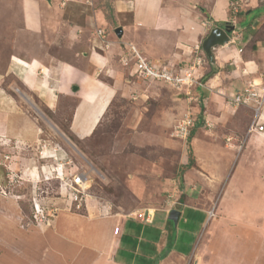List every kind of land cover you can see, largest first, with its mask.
<instances>
[{"label":"rangeland","instance_id":"rangeland-1","mask_svg":"<svg viewBox=\"0 0 264 264\" xmlns=\"http://www.w3.org/2000/svg\"><path fill=\"white\" fill-rule=\"evenodd\" d=\"M25 1L40 4L45 20L66 28L68 24L78 22V9L87 14L99 7L106 10L111 19L113 4L112 0H85V3L83 0H0L1 65L5 54L13 47L17 29L23 25ZM250 1L230 0L231 18L217 22V25L230 23L235 30L236 18L241 15V10L252 6ZM195 3L200 14H209L203 0ZM258 4L264 5V0H258ZM261 12L264 13V8L252 11L249 17L252 20ZM246 22L243 20L241 24ZM258 24L256 34L246 47L249 50L256 49L257 43L264 40V14ZM98 33L100 46L106 48L109 45L107 33L103 30ZM65 39H74L71 30L63 35L61 46H66ZM130 43L142 49L152 61L172 68L179 65L151 57L139 45L126 41L119 55L121 63L125 62L127 54L130 57ZM197 47L201 48V54H194L190 61L192 69L185 70L191 80L185 81V77L183 83L169 84L163 80L133 76L132 65L123 64L129 68L128 75L117 84L107 110L101 111V121L99 119L94 132L84 140L78 139L69 128L76 97L65 96L56 112L43 107L44 114L35 108L34 102L39 103L35 97L30 100L29 95H23L31 101L30 104L33 102L25 107L47 126V141L38 143L41 148L33 152L23 150L24 153L17 154L15 159L3 154L5 151L0 147V264H49V259L55 263L53 256L56 255L51 249L58 245L51 220L62 213H85L86 209L87 213L92 211L100 215L105 207L108 216H124L144 208L157 211L181 209L184 203H190L188 198L196 207L209 210V221L198 235L197 254L194 258H187L184 264H214L217 257L219 264H264V238H254L255 245L249 246L250 242L243 235L247 232L246 227H255L258 236L264 235V131L262 134L248 132L255 116L252 105L248 104L238 106L236 119L237 122H246L245 125L248 123L247 126L234 122L237 116L233 120L222 119L220 125L207 126L202 117L205 110L201 100L203 95L197 90V69L206 65L208 72L210 65L202 43ZM64 57L71 55L64 53ZM199 58H202L201 62ZM130 62L133 64V58ZM173 70L182 74L178 66ZM7 81L15 84L10 76ZM106 81L114 83L113 79ZM201 81L204 83L207 79ZM254 82L260 84V88L264 87V76L260 75L258 82L254 80L251 84ZM15 90L20 91L18 87ZM18 95L16 97L21 94ZM244 109L245 113L242 112ZM193 131L191 145L196 162L187 168L188 137ZM5 145L13 144L7 142ZM25 156L41 163L36 178L30 173L16 172L13 164L21 163ZM60 163L64 164L65 176L72 169L87 171L90 181L88 200L94 201H90V208L85 205L87 200L80 208L76 203H68L67 193L61 188L62 180L46 176L44 165L55 167ZM238 167V174L234 175ZM35 199L46 208V214L50 216L48 224L40 226L35 222ZM235 200H240L237 203L240 208L233 206ZM223 231H228V236ZM204 233V241L211 236V248L216 253H209L205 242L198 247ZM180 235V245L184 244L185 251H189L185 243H189V237L194 238V235ZM256 253L257 258L253 259Z\"/></svg>","mask_w":264,"mask_h":264},{"label":"crops","instance_id":"crops-1","mask_svg":"<svg viewBox=\"0 0 264 264\" xmlns=\"http://www.w3.org/2000/svg\"><path fill=\"white\" fill-rule=\"evenodd\" d=\"M195 1L112 0L111 19L107 17V11L99 7H93L87 14L78 9V22L68 24L67 28L45 20L40 4L25 1L23 25L16 31L13 47L5 54L4 64H0V147L5 151L3 154L15 159L17 154L24 153L23 150L33 152L41 148L38 143L47 141L48 128L25 107L33 102L30 104L24 94L29 95L30 100L35 97L39 102H34L35 108L44 114L45 109L56 112L65 96L76 97L69 128L80 140L90 137L103 117L100 119L101 111L107 110L114 97L117 84L129 73V68L119 60L124 41L139 45L149 56L167 60L170 65L179 64L174 68L178 66L185 72L192 65L193 55L201 54V46H197L210 30L218 26L217 22L231 18L230 0H203L209 12L204 14L206 16L197 11ZM250 2L252 6L241 10V15L236 18L237 28L230 33V41L213 48L219 71L203 83L201 79L208 66L197 69L200 85L197 90L203 95L201 100L205 110L202 117L207 126L220 125L222 119L233 120L234 116H237L234 120H238L239 105L233 98L248 83L258 82L264 68V40L257 43L256 49L246 48L264 14L261 12L251 20L249 14L264 5L258 4V0ZM243 20H247L245 25L241 24ZM70 30L74 39H65L66 46H61L60 40ZM98 30L107 33L109 45L106 48L100 46ZM64 53L71 57H64ZM8 76L15 84L8 83ZM109 79L114 83L106 81ZM16 87L20 91L17 92ZM18 94L20 97H16ZM237 120L234 122L241 126L248 125ZM7 142L13 145H5ZM21 159V163L13 164L16 172L30 173L36 178L41 163L27 156ZM238 170L239 167L234 175ZM188 200L191 204L184 203L180 209L177 226L169 218L170 209L144 208L121 217L120 214L108 216L104 207L100 215L92 211L87 213L86 209L85 213L69 211L57 215L51 221L58 246L50 248L56 256H53L55 263L49 259V264H182L197 254L198 235L209 221V210L196 207L190 198ZM90 201L87 199L88 208ZM239 201L235 200L233 206L240 208ZM148 209L154 212L151 222L143 216ZM246 229L243 235L250 242L249 246L255 245L254 238H264V235L256 234L255 227ZM181 233L194 235V238L189 237V243H185L189 251H185L184 244L180 245ZM227 233L223 231L228 236ZM204 237L205 233L198 247L205 242V249L211 254L216 253L211 248V236L206 241ZM169 244L173 247L164 255ZM255 257L257 253L253 259ZM214 264H219L218 257Z\"/></svg>","mask_w":264,"mask_h":264},{"label":"built area","instance_id":"built-area-1","mask_svg":"<svg viewBox=\"0 0 264 264\" xmlns=\"http://www.w3.org/2000/svg\"><path fill=\"white\" fill-rule=\"evenodd\" d=\"M130 46V57L128 54L124 57L125 62L124 65L131 66L132 72L131 75H137L138 77H142L143 79L150 80H163L165 82L170 83H180L185 81H190L191 78L189 75L187 76V72H182V74L175 73L171 66H166L160 64L158 61H152L148 58L142 51L133 44H129ZM133 58V64L130 62ZM202 61V58H199V62ZM171 67V68H170ZM192 69V67L190 68ZM187 70V69H186ZM134 73V74H133ZM181 75V76H180ZM261 75L264 76V68L261 71ZM190 84H192L190 82ZM260 84L249 83L243 91H239L235 97L233 98V102L236 105L245 104L252 105L254 109V118L253 122L250 126L249 131L257 130L259 132L264 131V111H263V97H264V87H259ZM57 157V156H56ZM64 164L60 163L54 166H43V171L46 173L47 177H56L57 179L62 180L61 188L67 193V201L70 204H75L76 207L80 208L84 201H86L90 197V181L87 175V171L81 170H71L68 175H64L63 172ZM63 191V192H64ZM62 192V194H63ZM85 197V200H84ZM38 200H34V220L38 225H45L49 223L50 216L48 213L46 214V208L42 205V203ZM87 203V202H86ZM86 205V204H85ZM135 214V213H133ZM52 215V214H50ZM146 221H153L154 212L152 209H148L147 212L143 214Z\"/></svg>","mask_w":264,"mask_h":264},{"label":"water","instance_id":"water-1","mask_svg":"<svg viewBox=\"0 0 264 264\" xmlns=\"http://www.w3.org/2000/svg\"><path fill=\"white\" fill-rule=\"evenodd\" d=\"M233 30L234 25H231L230 23L216 26L211 29L208 36L203 40V48L212 62L214 61L213 48L227 44L231 39L230 33ZM169 213V218L173 221L174 225L177 226L181 216V210L172 209Z\"/></svg>","mask_w":264,"mask_h":264},{"label":"trees","instance_id":"trees-1","mask_svg":"<svg viewBox=\"0 0 264 264\" xmlns=\"http://www.w3.org/2000/svg\"><path fill=\"white\" fill-rule=\"evenodd\" d=\"M208 61H209L210 69L203 76V78H202L203 80L211 78L212 76H214L219 71V68H218V66L215 63L211 62L209 59H208ZM202 107H203V105H202ZM194 133H195V131L191 132V134L188 137L189 138L188 139V143H189V145H188L189 146V162L186 164L187 168L193 167L195 165V162H196V158H195V155H194L193 147L191 145V141H192V138L194 136ZM172 247H173L172 244H171V246L169 244L167 246V250L165 251L164 255H166L172 249Z\"/></svg>","mask_w":264,"mask_h":264},{"label":"clouds","instance_id":"clouds-1","mask_svg":"<svg viewBox=\"0 0 264 264\" xmlns=\"http://www.w3.org/2000/svg\"><path fill=\"white\" fill-rule=\"evenodd\" d=\"M263 67H264V66H263ZM253 131H254V130H253ZM248 132L250 133V132H252V131H248ZM170 210H171V209H170ZM170 210H169V212H170ZM179 210H180V209H179Z\"/></svg>","mask_w":264,"mask_h":264},{"label":"bare ground","instance_id":"bare-ground-1","mask_svg":"<svg viewBox=\"0 0 264 264\" xmlns=\"http://www.w3.org/2000/svg\"><path fill=\"white\" fill-rule=\"evenodd\" d=\"M95 95V94H94Z\"/></svg>","mask_w":264,"mask_h":264}]
</instances>
